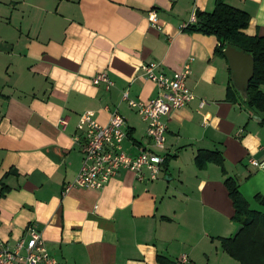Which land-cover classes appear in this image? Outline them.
<instances>
[{"label":"crops","instance_id":"1","mask_svg":"<svg viewBox=\"0 0 264 264\" xmlns=\"http://www.w3.org/2000/svg\"><path fill=\"white\" fill-rule=\"evenodd\" d=\"M216 1L0 0V241L35 226L58 264H239L220 247L239 227L224 181L236 180L249 209L264 214L255 201L264 168L249 163L264 159V123L231 94L217 39L183 28ZM221 1L247 13V35L264 36V0ZM148 63L167 77L189 64L195 95L164 118L159 178L123 170L100 190L63 193L81 166L73 138L85 111L103 125L113 110L124 118L127 155L154 151L146 123L122 100L125 90L138 101L158 95L143 76ZM102 72L108 90L92 82ZM200 152L218 153L223 167L199 165Z\"/></svg>","mask_w":264,"mask_h":264},{"label":"built area","instance_id":"2","mask_svg":"<svg viewBox=\"0 0 264 264\" xmlns=\"http://www.w3.org/2000/svg\"><path fill=\"white\" fill-rule=\"evenodd\" d=\"M147 18L151 26L160 29L155 11H149ZM195 20V13H192L190 23H195ZM155 68V63L144 64L141 67L145 79L159 88L155 98L138 101L131 99L127 90L122 92V100L126 101L146 123V135L151 140L154 151L143 150L136 156L127 155L122 148L125 138L124 118L113 110L108 123L103 125L94 119V112L85 111L78 117L77 134L73 138L80 144L81 166L74 179L64 186L63 193L75 187L100 190L123 170L133 172L139 180L145 176L150 181L159 178L165 161L167 126L164 118L170 111L193 101L195 95L186 85L191 73L189 64H185L171 77L157 74ZM92 82L94 85L104 84L107 90L113 86L106 72L95 75ZM204 103L201 101L200 106ZM65 123V118L59 120V124ZM249 163L255 168H264V159H251ZM186 258L182 256L179 263H184ZM0 264H58V261L46 248L41 232L35 226H30L26 229L25 236L14 243L0 241Z\"/></svg>","mask_w":264,"mask_h":264},{"label":"trees","instance_id":"3","mask_svg":"<svg viewBox=\"0 0 264 264\" xmlns=\"http://www.w3.org/2000/svg\"><path fill=\"white\" fill-rule=\"evenodd\" d=\"M195 18V23L188 25L186 30L214 36L218 41L215 48L217 56L226 59L223 53L226 45L252 55L254 74L248 83V99L243 103L261 115V123H264V36L247 35L244 32L250 20L247 13L221 0L216 1L211 12H196ZM228 72L230 92L238 97L230 80L229 69ZM195 160L199 165L209 161L223 167L221 156L215 152H200ZM224 184L234 210L232 220L241 230L234 238L221 239L220 247L239 264H264V214L249 209L248 203L238 191L236 180L227 178ZM255 201L264 207L263 196L256 195Z\"/></svg>","mask_w":264,"mask_h":264},{"label":"water","instance_id":"4","mask_svg":"<svg viewBox=\"0 0 264 264\" xmlns=\"http://www.w3.org/2000/svg\"><path fill=\"white\" fill-rule=\"evenodd\" d=\"M223 53L230 70V80L232 85L240 99L246 102L248 99V83L254 74L253 57L251 54L245 53L231 45H226ZM240 230L241 227L239 226L236 229L233 238L240 232Z\"/></svg>","mask_w":264,"mask_h":264},{"label":"rangeland","instance_id":"5","mask_svg":"<svg viewBox=\"0 0 264 264\" xmlns=\"http://www.w3.org/2000/svg\"><path fill=\"white\" fill-rule=\"evenodd\" d=\"M236 231V230H235Z\"/></svg>","mask_w":264,"mask_h":264}]
</instances>
